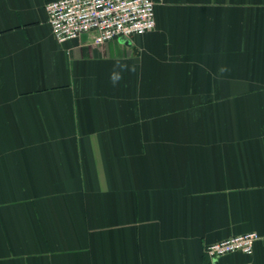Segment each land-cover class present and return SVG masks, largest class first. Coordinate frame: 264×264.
Masks as SVG:
<instances>
[{
	"label": "crops",
	"instance_id": "obj_1",
	"mask_svg": "<svg viewBox=\"0 0 264 264\" xmlns=\"http://www.w3.org/2000/svg\"><path fill=\"white\" fill-rule=\"evenodd\" d=\"M49 1L0 0V264H210L252 232L216 264H264V0H162L101 45L58 44Z\"/></svg>",
	"mask_w": 264,
	"mask_h": 264
},
{
	"label": "built area",
	"instance_id": "obj_2",
	"mask_svg": "<svg viewBox=\"0 0 264 264\" xmlns=\"http://www.w3.org/2000/svg\"><path fill=\"white\" fill-rule=\"evenodd\" d=\"M159 2L162 0H51L46 3L45 11L58 44L93 34V42L101 45L153 31ZM260 239L255 232L238 235L205 246L204 253L210 264H215L227 254H252Z\"/></svg>",
	"mask_w": 264,
	"mask_h": 264
},
{
	"label": "clouds",
	"instance_id": "obj_3",
	"mask_svg": "<svg viewBox=\"0 0 264 264\" xmlns=\"http://www.w3.org/2000/svg\"><path fill=\"white\" fill-rule=\"evenodd\" d=\"M119 67H120L121 69H126V68H127L126 65H119ZM120 79H121V75H120L119 73H114V74H112V76H111V80H112V83H113L114 85L117 84V83L119 82Z\"/></svg>",
	"mask_w": 264,
	"mask_h": 264
},
{
	"label": "water",
	"instance_id": "obj_4",
	"mask_svg": "<svg viewBox=\"0 0 264 264\" xmlns=\"http://www.w3.org/2000/svg\"><path fill=\"white\" fill-rule=\"evenodd\" d=\"M83 37L86 38L87 37V34H83ZM125 41H127L126 39H124Z\"/></svg>",
	"mask_w": 264,
	"mask_h": 264
}]
</instances>
